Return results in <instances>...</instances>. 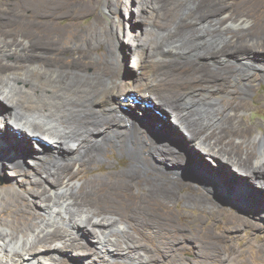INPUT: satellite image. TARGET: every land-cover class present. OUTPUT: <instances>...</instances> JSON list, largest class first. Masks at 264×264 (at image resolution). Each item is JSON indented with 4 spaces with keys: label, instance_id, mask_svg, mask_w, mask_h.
Segmentation results:
<instances>
[{
    "label": "bare ground",
    "instance_id": "1",
    "mask_svg": "<svg viewBox=\"0 0 264 264\" xmlns=\"http://www.w3.org/2000/svg\"><path fill=\"white\" fill-rule=\"evenodd\" d=\"M97 1L87 0L86 6L76 7V15H73V9L62 13L77 18L90 14ZM16 2L23 12L17 20L20 28L12 40L0 37V101L7 105L0 110L1 133H7L17 142L19 138L33 139L38 144V151L30 153L38 159L24 161L39 166V160L44 157L46 160L40 169L46 175L43 181H34L37 188L31 191L39 197L44 196L39 201H29L23 194L0 193V213H3L0 216V264H62L65 258L59 256V252L63 250L79 249L74 252L89 255L92 248L88 242L92 237L98 250L95 255L107 256L104 258L108 263L114 255H131L136 264L139 263L137 255H177L179 245H176L182 237L178 231L162 233L164 248L158 245L147 248L143 240L148 242L150 236L133 219H127L119 211L102 212L91 205L90 196L106 186V178H112L125 191L131 192L133 188H139L140 173L133 170L110 172L106 176L85 179L81 184L77 179L80 171L72 170L76 164L80 170L103 166L108 148H111L116 149L119 157H128L130 166L150 169L154 174L182 181L180 167L171 162L174 160L168 161L166 156L176 152V147L160 143L156 136L150 140L151 145L146 143L148 129L142 124L146 121L142 119L140 123L141 115L129 110L126 100L132 91L146 90V96L165 106L180 121L186 136L183 135L184 140L183 137L177 139L183 145L196 146L221 167L235 168L237 178L232 181L236 184L232 190L253 188L250 183L264 187V134L250 140V128L241 126L240 115L250 107L246 98L256 91L257 78L264 80V50L253 53L257 50L249 45L240 46L236 40L226 44L229 26L216 24L221 17L212 15L216 9L210 1L137 0L134 19L137 22L130 21L129 30L121 32L115 19L107 28L94 17L98 26L87 27L88 35L74 44L66 41L63 26L55 22L61 15V7L65 6L63 3L55 0ZM114 6L118 10L125 5L123 0H114ZM104 7L109 9V3H104ZM205 7L211 12H205ZM210 28L212 32H207ZM133 33L137 37L133 38L136 40L133 44L136 64L130 74L126 73L127 67L124 69L125 58L117 48L116 39L121 34L129 37ZM214 37L224 44L216 51L201 49L200 42ZM102 44L105 45V59L103 63H97L94 61L97 57L95 49ZM191 53L195 57L188 59ZM225 55L243 56L245 63L240 65L244 69H227L228 76L209 74L208 66L199 61L213 57L222 60ZM222 95L239 99L222 104L219 100ZM255 103L263 106L264 100L257 98ZM150 107L145 108H154ZM11 123L22 133L13 130ZM8 129L18 133L12 136ZM1 133L0 144H3L6 141ZM20 153L0 150V170L16 160L15 154L24 157ZM23 162L16 161L19 167L12 166L14 173L23 171ZM45 183L47 188L40 190ZM157 184L141 185L147 191L145 198L139 197L141 203L157 194L176 198L172 190L159 188ZM207 186L212 189V184ZM242 189L235 192L240 198L245 197V201L248 198L245 202L248 207L252 205L249 198L253 202L256 197L253 194L258 190L264 193L263 189H254L249 195L252 192H241ZM259 194L258 197L263 195ZM234 195V199L238 198ZM256 198L255 202L261 199ZM263 200L258 202L259 210L256 209L259 216L264 215L260 207L264 206ZM186 201L204 204V200L194 197H188ZM238 219L245 223L241 217ZM250 224L258 227L256 223ZM43 241L55 244H44ZM210 254L202 247L194 250V255Z\"/></svg>",
    "mask_w": 264,
    "mask_h": 264
},
{
    "label": "rangeland",
    "instance_id": "2",
    "mask_svg": "<svg viewBox=\"0 0 264 264\" xmlns=\"http://www.w3.org/2000/svg\"><path fill=\"white\" fill-rule=\"evenodd\" d=\"M16 1L18 0H0V37L3 39L5 38L6 40H12L13 37L16 36L14 34L17 33L20 28V22L18 23L17 20L22 17L23 12L22 8L17 7ZM55 1L65 5L64 7H61V15L56 17L55 22L57 25L63 26V30L66 34V41H71L73 44L81 42L83 38L88 35L87 27L91 26L90 28H95L98 26L94 21V17H97L105 26H107V28L113 19H115L118 23V28L121 29V32H126L130 29V21L133 23L137 22L136 20L134 21L137 16V0H123V4L125 6L118 10L114 6V0H107V2L106 0H98L94 5L93 12L78 18L72 17L70 13L64 14L62 11L73 9V15H76L75 8L79 6H86L87 0ZM208 1H210L209 3L212 4V6H215L216 9V13L213 12L212 15H220L221 17L216 24H223L225 28L229 26L228 30L226 29L228 32L226 44H230L236 40L237 44L240 46L249 45L250 47H253V49L257 50L253 51V53H258V50L261 49L264 50V0ZM104 3H109V9L104 7ZM210 6L211 5H208L207 7L211 9ZM207 7L204 8V11L211 12ZM115 9L117 12H115ZM227 17H229V19H227ZM140 26L143 28V24ZM140 26H138L139 29ZM206 30L207 32H212L211 28ZM135 32L137 33L138 30ZM133 35L134 33L131 34L132 37L130 35L129 37H126L121 34L120 38L116 39L117 48L123 59L125 58L123 61L124 69L127 67L126 73L130 72V74L134 72L133 70H135L134 66L136 64V60L133 61L135 54L133 44L136 40L133 38L136 39L137 37ZM18 39L20 40V38ZM248 39L251 41L248 42ZM209 40L207 39V41L200 42L203 46L200 45L199 49L202 46L201 49L216 51L219 46L224 44V42H219L220 40L216 39V37H214V39L209 38ZM95 51L97 53V57H95L94 61L97 63H103L105 59V45L102 44L101 47L96 48ZM188 57V59H191L195 56L191 53ZM223 59L217 60L215 57L211 60L200 58L199 61H202V64H206L208 66L207 72L209 70V74H224L223 76H228L226 72L227 69L236 70V68L239 69L241 67L240 64L245 63V58L240 55L234 57L225 55V58ZM226 62H228V64ZM218 67L219 69H217ZM242 67L241 69H244V66ZM219 81H221V79ZM256 83L258 84L256 91L251 92L246 98V100L250 102L249 109L240 113L242 117L241 126L250 128V140L252 141L255 136L264 134V105L259 106L255 103L257 98L264 100V80L260 81V78L258 77ZM225 86L228 87L227 84ZM133 93L138 96L137 102H135L132 98ZM146 95H148V93L144 89H141V92L132 91L130 96H126V100L130 107L128 108L132 112L135 111L134 113H139V116L141 115V122L136 115L137 120L140 123L143 122L142 119L146 121V123L143 122L142 124H144L148 129V132H146L145 135L147 137L146 143L148 145L152 144V141L150 140L153 139V136H156L160 143L163 142L171 148L176 147V152L166 156L168 161L174 160L171 162L175 163L174 165H177V167H180L183 179L179 182L178 180L176 181L171 179L167 175L160 176L159 174H154L150 169H144L135 165L130 166L131 161H129L130 159L128 157H119L116 149L108 148L105 159L106 161L103 166L95 165L92 168L84 170H80L81 167L77 164L72 167V170L80 171V175L77 178L79 180L78 183L82 184V182L88 178L106 176V174L110 172L124 173L126 171L133 170L132 172H138L141 174V178L137 180L139 188H133L131 192L125 191L112 178H106V186L104 185L101 189H99L94 196H90L92 207L102 212H108L110 209L115 212L119 211L127 219H133L137 226L150 236L148 242L143 240V243L148 246L147 248H153L155 245H158L160 248H164V243L161 241L162 233L178 231L179 234H182V237L178 240L179 244L176 245H179L177 255H150V253H148L149 255H137L139 260L138 264H264V215L261 214L259 216L256 213V209L259 210V208H257L259 207L258 202L264 199V193L262 191V189L264 190V187L250 183L251 185L253 184L255 188L249 187L247 190L246 187H243V189L240 188L242 189L241 192H252L249 195L253 194L254 189H261L260 191H262L260 193L258 190L255 193L256 195L253 194V196L256 197H258L259 193V195L263 194L261 197H258L261 199L254 197V201L252 202L249 198L250 204L252 203L254 208H252V205L250 204L248 207V205H246L248 202V194L246 195L247 199L245 201V197L240 198V195L238 196L240 189L235 190L238 192L232 190L236 185L233 184L232 181L237 178L236 171H234L235 168L232 169L230 165H223L221 167L209 154L201 152V150H198L196 146L194 148L192 145H183L182 141L177 139H180L183 135L186 136L180 121L173 117L165 106L155 101L152 97ZM134 99L136 100V98ZM238 99V97L230 98L226 95H222L219 100H221L222 104H225L237 102ZM146 105L148 108L150 106V108L154 106L156 109L145 108L147 107ZM6 107V103L0 101V110L5 109ZM148 123L151 125L149 126ZM169 124H171V128L168 126ZM11 125L13 126H11L13 130L19 131L16 129V125L12 123ZM1 130L2 128L0 127V133ZM8 130L9 133L11 132L12 136H15V134L18 133L10 129ZM177 130L180 131L181 134L180 132H177ZM178 133L180 137L178 136ZM1 135L4 137L6 142L0 144V150H6L10 154L23 152L20 154H24V157H20L15 154L16 156L14 155V158L17 157L16 160H13L10 165L5 166V169L3 168L0 170V193L23 194L29 201L33 199L39 201L44 196L39 197L32 194L31 191L37 188L35 187L36 185H34V181L36 179L43 181L44 175H46L42 172V169H40L46 159L43 160V157L42 160H39V163L41 164H39V166H35L31 163H26L27 161H24V159L29 160L30 158L35 160L38 159L33 155V153H30V151H35V153H37L38 144L31 138H19L17 139L19 142H17L7 133H1ZM176 139L179 142H177ZM181 139L184 140V137ZM166 142L169 143V145ZM180 145L183 146L180 147ZM145 150L147 149L145 148L144 151ZM175 153L177 155L179 154V157H177L178 159L175 157ZM145 156L148 158L147 153H145ZM48 159L49 158H47V161ZM16 161H24L23 171L20 174L14 173V168L12 167H19V165H16ZM143 183H145V185L157 184L159 188H168L177 196L176 198H167L161 194H157L148 197L147 202L144 201L141 203L139 197L145 198L144 194L147 193L146 189L143 188L145 186H141ZM115 184H117V186ZM211 184L212 189L207 186ZM46 188V183L39 187L40 190ZM251 189H253V191ZM233 192H235L234 194H236L238 198H233L235 196ZM229 194L234 196L232 197V195L230 196ZM47 195L48 194L46 193L45 196ZM188 197L204 200V204H199L197 202H193L192 204L191 202H187L186 199ZM255 198L259 201L255 202ZM243 204L247 207H244ZM262 204H264V200ZM260 207L264 211V206L262 205ZM35 208H37V205H35ZM250 209L254 210L252 211ZM1 215H3V213H0V216ZM240 217L241 219H244L245 223H242V221L238 219ZM6 219L9 220V217H6ZM251 222H253V224H258V227L251 226ZM233 225H235V227H232ZM129 230L134 232L132 231V228H129ZM43 242H45L44 244H55L54 242L51 243L49 241ZM93 242L94 238L92 237L91 241L88 242L89 246L92 248L89 255L74 252L79 249H70L67 251L63 250L59 252V256L62 255L65 258L64 263L62 264H112L113 262L116 264H136L134 263L135 260H132L131 255H114V258H112L108 263L104 258L107 256L95 255L98 250ZM198 247L208 250L209 254H211L194 255V250Z\"/></svg>",
    "mask_w": 264,
    "mask_h": 264
},
{
    "label": "water",
    "instance_id": "3",
    "mask_svg": "<svg viewBox=\"0 0 264 264\" xmlns=\"http://www.w3.org/2000/svg\"><path fill=\"white\" fill-rule=\"evenodd\" d=\"M132 96H133V98L138 99V96L136 94L133 93Z\"/></svg>",
    "mask_w": 264,
    "mask_h": 264
},
{
    "label": "clouds",
    "instance_id": "4",
    "mask_svg": "<svg viewBox=\"0 0 264 264\" xmlns=\"http://www.w3.org/2000/svg\"><path fill=\"white\" fill-rule=\"evenodd\" d=\"M132 98H133V96H132ZM133 100H134L135 102H137V101H138V99H136V100H135L134 98H133Z\"/></svg>",
    "mask_w": 264,
    "mask_h": 264
}]
</instances>
